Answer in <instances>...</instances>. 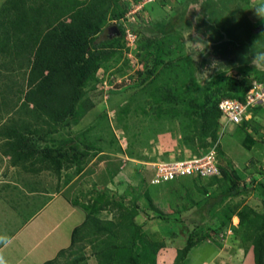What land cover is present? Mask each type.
Masks as SVG:
<instances>
[{"label": "rangeland", "instance_id": "obj_1", "mask_svg": "<svg viewBox=\"0 0 264 264\" xmlns=\"http://www.w3.org/2000/svg\"><path fill=\"white\" fill-rule=\"evenodd\" d=\"M3 3L0 0V7ZM111 8L105 33L111 25L130 23L137 25V32L129 30L133 35L124 33L101 44L112 52L85 84L76 119L49 127L52 131L45 134L35 123L38 130L31 134L35 147L88 148L82 169L90 166L96 171L103 160H92L93 156L105 154L111 164L103 163L100 172L109 173L108 181L102 185L97 176L74 184L76 165L62 169L60 177L47 170L25 171L12 165L0 148V245L16 231L1 252L15 253V260L23 261L20 264L32 254L43 257V244H51L59 230L78 221L64 197L46 205L67 185L65 196L70 194L86 213L103 219L117 222L127 210L137 208L134 219L146 239L144 248L138 247L143 251L150 247L143 264H149L152 255L154 264H172L189 234L200 241L184 264H200L219 250L223 255L210 264L242 259L252 248L247 223L251 214L246 210H264L261 188L255 183L264 179V110L252 111L241 124L220 116L217 138L205 151L214 150L222 181L209 184L208 176L188 175L152 183L151 178L158 161L205 152L197 139V115L183 111L188 98L202 99L205 92H218L220 87L233 93L230 83L243 90L264 81V18L257 13L264 10V0H112ZM114 11L121 12L119 18L112 16ZM156 26L167 28L151 33ZM9 59L0 52V63ZM25 80L24 68L14 63L13 70L0 66V97L13 96ZM162 88L182 101L163 100ZM85 102L92 103L87 110ZM7 115L1 108L0 123ZM97 185L103 186L100 196ZM235 185L248 188L221 198L223 190ZM237 213L242 214L240 222ZM87 240L80 242L86 264H105ZM0 261L9 263L7 256Z\"/></svg>", "mask_w": 264, "mask_h": 264}, {"label": "trees", "instance_id": "obj_2", "mask_svg": "<svg viewBox=\"0 0 264 264\" xmlns=\"http://www.w3.org/2000/svg\"><path fill=\"white\" fill-rule=\"evenodd\" d=\"M111 7L112 0H4L0 7V52H6L10 59L0 63V66L13 70L14 63L26 70L25 84H21L15 93L12 91L13 96L7 94L0 97V112L4 108L8 113L7 119L0 123V137L3 139L0 148L12 165L32 173L51 171L56 177H60L65 167L76 165L77 173L82 169L80 165L89 155L88 148L35 147L31 142V134L38 130L33 125L35 123L43 126L45 134L69 118L76 119L85 84L94 77L101 61L112 52L101 47V44L119 39L125 33L124 25L118 24L120 36H105L103 26L112 11ZM120 15L119 11L112 13L116 18ZM127 26L133 33L137 32L136 24ZM166 28L156 26L149 31L163 32ZM228 87L234 92L225 93L226 89L220 87L218 92L221 94L217 91L205 92L202 99L192 97L185 102L188 105L184 113L193 112L197 115L195 129L202 151L217 138L221 115L219 100L223 97L243 100L247 90H240L235 83H230ZM161 90L163 100L179 103L183 99L172 94L169 89ZM88 106H92V103L85 102L83 110H87ZM259 110L261 108L258 107L252 111ZM220 177L208 176V183L222 181ZM255 183L261 188L260 200L264 209V179L255 180ZM247 188L237 185L226 188L221 198L231 193L240 194ZM95 190L99 196L102 194V187L96 186ZM151 207L158 215H162L158 206L151 204ZM246 211L251 214L247 223L251 228L254 264H263L264 210L247 208ZM136 214L137 208L133 207L117 222H113L97 214L87 213L84 220L73 229L70 247L59 252V255L67 252L66 260H51L44 264H86L87 256L82 252L84 245L80 243L85 239H88L94 254L105 264H143L145 252L150 247L143 251L146 239L141 236V224L134 219ZM199 214L201 219L205 217L203 209ZM237 216H240V222L242 214L237 213ZM198 241L199 238L189 234L184 245L176 250L172 264H184L190 249ZM97 243H102V246L98 247ZM139 244L143 248H139ZM149 264H154L153 255Z\"/></svg>", "mask_w": 264, "mask_h": 264}, {"label": "built area", "instance_id": "obj_3", "mask_svg": "<svg viewBox=\"0 0 264 264\" xmlns=\"http://www.w3.org/2000/svg\"><path fill=\"white\" fill-rule=\"evenodd\" d=\"M125 33L133 35L130 27L124 25ZM264 110V81L252 84L245 92L243 100L235 97H223L218 102L221 117L226 122L241 124L248 119L254 108ZM220 169L214 150L207 151L184 158H168L154 163L152 183L173 180L182 176H219Z\"/></svg>", "mask_w": 264, "mask_h": 264}, {"label": "crops", "instance_id": "obj_4", "mask_svg": "<svg viewBox=\"0 0 264 264\" xmlns=\"http://www.w3.org/2000/svg\"><path fill=\"white\" fill-rule=\"evenodd\" d=\"M98 158H101L103 161H100L98 166H96V167H98L97 170L96 171L93 170V167L90 168V166L81 169L78 173H76V175L73 178L74 184H75V182L79 183V181L84 180V179H90L91 178L92 180H95L97 176H98L97 180L99 183H101L102 185H105V183H107V181H108L107 174L109 177V173L106 172L107 174L102 175L103 172H100V171L104 167L103 163H106L107 166L109 167L111 164V162H110L111 160H110V158L105 156V154H103V153H99V154L93 156L92 160H94V159L98 160ZM102 185H99V186L97 185V186L103 187ZM68 189H69V187L66 185V186H63L59 191H56L50 197L51 199L46 203V205L49 204V202L52 200L64 197L65 202L70 205L71 210L77 212L76 218L78 219V221L74 222L73 224L71 223V226L68 227L63 232H61L59 230L58 233H56V235H58V236H56L55 239H53V241H51V244H47V242L45 244H43V257L32 254L29 256V258H27V260L24 264H44L47 261L57 260V258H58V260L61 258L58 262H63L64 260H66L67 252L65 251L63 255H59V252L61 250H67V247L69 248L68 245H69V241L71 239V234L73 232V229L84 220V218L87 214L86 211L84 209H82V207H80L77 203H75L73 201V197H71L70 194L67 196L64 195V193ZM71 191L73 193L75 190L73 191V189H71ZM43 207H44V205H43ZM11 236H16V231H14ZM11 236L8 237V239L6 240V242L4 244L0 245V260H5V257L7 256L8 260H9L8 264H17V263L20 264L23 261L20 262L21 261L20 258L15 260V255H16L15 253H10V252L5 253L4 252L5 254H3V252H1L3 250V247L5 246V244L7 243V241L10 240ZM1 255H3V257ZM24 255L26 257L27 253ZM221 255H223V252H222V250L221 251L219 250L218 252H216L213 256L209 257L208 259H206L204 261L202 260L200 264H210V263H212L211 261H213V259H219V257H221ZM233 256L234 255H232V257ZM62 259H64V260H62ZM0 264H1V261H0ZM230 264H254L252 250L250 249L242 259L239 257H234ZM263 264H264V253H263Z\"/></svg>", "mask_w": 264, "mask_h": 264}, {"label": "water", "instance_id": "obj_5", "mask_svg": "<svg viewBox=\"0 0 264 264\" xmlns=\"http://www.w3.org/2000/svg\"><path fill=\"white\" fill-rule=\"evenodd\" d=\"M106 32L108 33V36H118L120 34V30L116 25H111L106 28Z\"/></svg>", "mask_w": 264, "mask_h": 264}, {"label": "clouds", "instance_id": "obj_6", "mask_svg": "<svg viewBox=\"0 0 264 264\" xmlns=\"http://www.w3.org/2000/svg\"><path fill=\"white\" fill-rule=\"evenodd\" d=\"M261 18H264V10L257 12Z\"/></svg>", "mask_w": 264, "mask_h": 264}, {"label": "flooded vegetation", "instance_id": "obj_7", "mask_svg": "<svg viewBox=\"0 0 264 264\" xmlns=\"http://www.w3.org/2000/svg\"><path fill=\"white\" fill-rule=\"evenodd\" d=\"M105 35H107V36H108V33L106 32V33H105Z\"/></svg>", "mask_w": 264, "mask_h": 264}]
</instances>
